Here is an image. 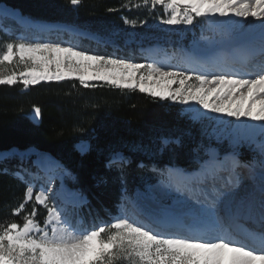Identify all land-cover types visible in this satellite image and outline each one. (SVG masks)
<instances>
[{
	"label": "snow or ice",
	"instance_id": "6c2138e0",
	"mask_svg": "<svg viewBox=\"0 0 264 264\" xmlns=\"http://www.w3.org/2000/svg\"><path fill=\"white\" fill-rule=\"evenodd\" d=\"M81 2L70 0L72 6ZM149 3L165 10L167 18L163 23L166 25H192L196 17L227 16L229 13L259 20V25H250V28H259L258 69L250 73V78L223 69L215 74L192 75L185 71L165 70L155 63L137 64L125 59L89 55L84 50L64 47L58 42L21 38L7 42L0 51V85L20 83L26 89L41 81L75 77L81 85L89 87V81L99 80L122 90L139 89L153 98L182 104L194 101L204 109L226 113L238 120L247 117L264 121V0H143L145 6ZM248 47L252 54L245 64L256 59L254 39ZM13 65L22 66V69L19 72L9 70ZM173 85L177 86L173 88ZM41 114V108L35 107L33 118H39ZM232 135L234 147L255 143L260 152L259 239L264 248V124L250 126L242 122L235 126ZM161 143L162 152L169 143H179V140L164 138ZM9 155H20L21 166L12 174L26 184V190L23 202L12 213L22 216L23 222L0 225V264H118L120 261L127 264H264V251L257 252L243 243L233 242L230 228L219 215L221 203L225 199L233 200L235 190L240 186L238 169L248 167L241 164L235 153L231 156V166L224 169L225 162L217 160L209 150L210 159L201 166L200 177H186L190 183L204 184L209 175L215 180L218 171L229 172V179L221 187L213 184L211 191L202 188L203 198L197 199L201 206L199 215L219 226L223 235H208L193 229L183 216L163 205L149 211L137 205V218L121 215L113 223L102 221V226L86 228L82 222L74 223L69 218L55 191L43 184L36 190L33 181L24 179L25 175L33 176L30 169L23 167L26 154L0 153V161ZM130 162L122 152L116 151L110 155L107 167L123 172ZM2 171L8 173L7 168ZM64 174L68 175L66 171ZM160 175L168 177L165 183L170 184L173 175L183 174L175 169H164L160 170ZM80 202L86 203V200L81 197ZM29 203L32 204L30 210L27 208ZM38 206L46 211L43 225L36 220Z\"/></svg>",
	"mask_w": 264,
	"mask_h": 264
},
{
	"label": "trees",
	"instance_id": "16d2710c",
	"mask_svg": "<svg viewBox=\"0 0 264 264\" xmlns=\"http://www.w3.org/2000/svg\"><path fill=\"white\" fill-rule=\"evenodd\" d=\"M0 7L15 10L31 21L62 26L83 35L60 31L51 40L71 41L87 54L127 61L137 53L133 40L127 43L121 35L113 36L112 30L125 24L138 28L144 19L147 22L162 13L159 5L145 6L143 0H82L78 6H72L70 0H0ZM20 31L16 23L2 22L0 51L7 42L16 41ZM24 35L33 38L29 33ZM142 39L146 46L171 44L172 51L176 49L177 41L168 36L164 41L163 34L147 32ZM35 107H40L42 113L36 122L30 118ZM202 128L201 122L194 121L178 106L138 89L122 90L103 83L84 87L73 79L26 89L21 85H0V152L36 150L68 171L73 180L69 187L86 203L64 208L74 223L82 222L86 228L102 226V221L112 223L138 192L165 179L160 170H190L207 159L209 151L203 152L204 139L200 137ZM164 138L179 143H169L161 152ZM231 148L209 150L216 158L235 153L241 163L251 162L248 150ZM116 151L131 161L123 172L107 167L110 155ZM20 166L18 159L0 161V225L22 218L12 214L23 202L26 190V184L12 174ZM23 167L33 173L24 179L33 181L37 173L33 159L23 161Z\"/></svg>",
	"mask_w": 264,
	"mask_h": 264
},
{
	"label": "rangeland",
	"instance_id": "374dc122",
	"mask_svg": "<svg viewBox=\"0 0 264 264\" xmlns=\"http://www.w3.org/2000/svg\"><path fill=\"white\" fill-rule=\"evenodd\" d=\"M161 9H162L161 16L160 15L153 16L147 22H145V19H144V22H142L138 26V28L134 24L132 25L125 24L123 25V27L119 26L117 28H114L115 30H112L113 36L121 35L124 41H126L127 43L132 42L133 40V43H134L133 47L136 48L137 53H136V56L133 57L134 59L129 60V62L137 63V64L155 63L157 66L163 67L165 70L171 69L173 71H185L192 75L200 74V73L192 71V70L197 69L196 67H195L196 69H193V67L198 64L206 65V62L192 61V55L194 54V51L192 48L199 44H203L205 41L216 40L226 31L224 30V28L215 29L214 27H212V25L208 21V17H196L192 25H185V24L166 25L163 23V20L167 18V13L162 7ZM4 21H12L16 23L17 26L21 29V31L18 32L16 35V38H15L16 41L23 38L28 41H35V42H58L64 47H75L78 50V47H76L72 43L70 44L71 41H64L63 39L62 40H57V39L51 40L52 37H55V35L53 34H57L60 31H63L67 34L74 33L73 31L65 29L62 26L34 22V21H31L29 19L22 17L15 10H11L10 8L0 7V24ZM195 24H200V27H197ZM147 32H153L155 34H163L164 41H165L166 36H168V38L169 37L173 38L174 41H177V43L175 42V48H176L175 51H172L171 44H168V46L167 45L166 46H158V45H155V46L147 45L146 46V44L144 45L143 44L144 41L142 37ZM25 33H29L33 35V38L31 40L26 38V36L24 35ZM74 34L81 35L79 33H74ZM182 40H184L183 43H182ZM230 40H231L230 45H232L234 42H232V39ZM207 50L209 53L215 52L209 49ZM182 52H184L183 55H181ZM191 67H192V70H191ZM21 69H22V66L13 65L11 66L9 70H14V71L19 72ZM72 79L79 81L75 77H72L71 79H65V80H72ZM48 82H61V81H41L40 83H48ZM88 83L89 85L96 84V83L108 84L105 81H99V80L89 81ZM16 85L23 86L20 83H17ZM32 86H35V85H32ZM176 86L177 85H173V88H175ZM144 94L150 95L148 93H144ZM157 99H160V98H157ZM160 100L162 101L166 100L169 103H172L178 106L179 108L182 109L184 114L194 119V121L201 122L203 128L201 130L200 137L204 139L203 152H207V150L209 151V148L211 147L215 148L217 151L222 146L224 147L231 146L232 147L231 149L236 148V147H241L240 149H243L245 151L248 150L252 154L251 162L248 163V168H243V170L246 173H251L252 168L254 170H258L261 168L260 167V162H261L260 152L258 148H256V146L250 145L248 143H241L240 145L234 147L233 145L234 137L232 133L234 131L235 122L237 120L235 117H229L227 116L226 113L211 112L207 109H204L201 105L197 104L194 101H190L188 104H182L179 101H173L169 99H160ZM30 118L34 122L37 121V118L36 119L33 118V113L30 115ZM12 152L26 154L24 161L33 159V165L36 166L37 168V173L33 177V181L36 185V190H39L40 185L42 184L46 185L47 187H49L50 189H52L53 191L57 193V200L59 204L61 205V207L63 208L65 206L77 208L82 204L80 202L81 196L79 195V193L71 189L68 185V183L73 181L71 174L68 171H66L63 167H61L57 162H55L51 157H49L46 154H42L36 150H32V149L26 152L10 150V151H3L0 153H12ZM235 152L238 153L239 150ZM222 157L224 158V156ZM257 157L260 158L259 161H256ZM7 159H18L19 161L21 160L20 155H9ZM203 162L204 161L201 162L202 164L199 163V165L194 166L190 170H187L190 172H187L184 170L181 171V170H178L179 168H174V167L173 168L171 167L170 169H175L178 173H182V174H192L194 170L195 171L198 170L202 165L205 164ZM65 171L68 173V175L64 174ZM171 179L172 180L170 184L165 183V181L168 180V177H165L164 180L158 182L157 184L150 185L146 187L145 189H143L142 191L138 192L133 198L134 200L132 202L128 203L126 207L119 210L117 217L121 215H126L129 218H136L137 209L135 211L134 207L137 208V205L140 206L139 198L146 196L148 193H151V192L152 193L157 192L156 194H158L159 200H162L164 196L172 200H175V194H173L174 192L172 189H177V185L172 184V182L176 180V175H173ZM48 181H51V182L48 183ZM28 205L32 207L31 203H29ZM144 210L147 211V209H144ZM38 213L39 214L37 215L36 220L39 223H41V225H43L44 219L46 217V211L44 210L42 206H38ZM13 217L17 218L18 216L13 215ZM15 222L22 223L23 221H22V218L21 219L19 218L15 220ZM113 222H115V220Z\"/></svg>",
	"mask_w": 264,
	"mask_h": 264
},
{
	"label": "bare ground",
	"instance_id": "6f19581e",
	"mask_svg": "<svg viewBox=\"0 0 264 264\" xmlns=\"http://www.w3.org/2000/svg\"><path fill=\"white\" fill-rule=\"evenodd\" d=\"M208 21L215 29L224 28L226 32L216 40L205 41L203 44H199L192 48L194 51L192 61L206 62V65L198 64L193 67V69L197 68L196 70H192V67L191 70L200 74H215L223 69L237 76L243 75L245 78H250V73L257 70L260 63L259 28L253 29L250 28V25H259L261 22L252 17H236L231 13L227 16H220L219 14L208 16ZM230 39L234 42L232 45H230ZM253 39L255 43L256 59L245 64L246 58L252 54L248 45ZM207 49L215 52L209 53ZM242 122L250 126L264 124V121L258 122L250 120L247 117H241L239 120H236L235 126ZM250 145L256 146L255 143ZM223 156V159L219 157V161H224L223 168L227 169L231 166L232 153L227 155L223 154ZM209 159L210 157H207L203 163ZM259 160L260 158L257 157L256 161ZM178 170L183 171L184 169L179 168ZM238 171L240 173V186L235 190V197L233 200L229 201L225 199V201L221 203L219 215L226 217L224 224L230 228L233 242L237 244L243 243L255 249L257 252L264 251L259 239L261 221V168L258 170L252 168L251 173H246L243 168L238 169ZM200 173L201 167L196 171L194 170L192 174L176 175V180L173 181L172 184L177 185V188L180 190L172 189L174 192L173 194H175V200L167 198L166 196H164L162 200H159L158 194H156L157 192H151L152 194L148 193L146 196L139 198V208L149 211L162 205L168 206L178 215L183 216L193 229L206 232L208 235H223L219 226L205 221L199 215L198 210L201 206L197 203V199L203 198L201 195L202 188L211 191L213 184H215L216 187L217 185L221 187L229 179V172L226 170L218 171L215 175V180L209 175L204 184L190 183L189 180L186 179V177H200ZM134 209L136 211L137 208L134 207Z\"/></svg>",
	"mask_w": 264,
	"mask_h": 264
}]
</instances>
